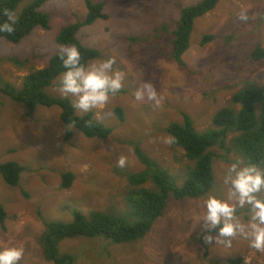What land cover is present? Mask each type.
I'll return each mask as SVG.
<instances>
[{"label": "rangeland", "instance_id": "374dc122", "mask_svg": "<svg viewBox=\"0 0 264 264\" xmlns=\"http://www.w3.org/2000/svg\"><path fill=\"white\" fill-rule=\"evenodd\" d=\"M33 0L18 6V13ZM87 0H48L41 11L50 15V30L35 28L19 44L0 39V86L17 88L31 72L46 67L59 52L61 30L88 15ZM104 3L106 18L84 26L79 41L100 52L101 58H116L115 68L125 73L121 92L103 109H93L95 120L113 129L106 140L90 139L73 128L65 141L66 125L61 109L38 106L30 115L26 108L0 91V164L17 162L25 171L19 185L8 186L0 174V204L6 211L0 225V246L24 247L21 264H54L44 258L39 237L46 223H70L73 213L85 216L95 210L111 211L131 219L128 196L133 191L128 175L148 171L135 152V145L159 168L182 186L193 167L181 147H175L167 133L172 123H182L190 115L199 133L215 129L213 120L225 107L240 110L233 96L246 88H264V57L251 59L257 47L264 49V0H220L216 8L195 20L190 47L182 63L172 59V32L181 10L203 0H91ZM206 35L215 36L203 45ZM92 60V61H94ZM90 61V62H92ZM89 62V63H90ZM60 77V76H59ZM59 77L46 92L63 96ZM151 82L163 98L161 106L135 100V92ZM116 108L123 112L121 121ZM77 115L88 112L78 109ZM257 119L264 124V102L257 104ZM235 134L227 137L226 149L212 151L215 185L205 196L177 200L171 196L164 216L159 218L142 240L115 244L105 238L66 239L61 253L73 254L77 264H232L245 255L264 264V253L248 247L236 237L230 250L222 244H209L201 219L209 195L227 198L226 169L243 157L232 147ZM171 138L172 142L167 141ZM229 149V151H228ZM126 157L121 168L118 160ZM71 172L75 179L69 189L62 187V175ZM145 188L155 190L153 180ZM248 209H237L244 221ZM215 235V232L212 233Z\"/></svg>", "mask_w": 264, "mask_h": 264}, {"label": "trees", "instance_id": "16d2710c", "mask_svg": "<svg viewBox=\"0 0 264 264\" xmlns=\"http://www.w3.org/2000/svg\"><path fill=\"white\" fill-rule=\"evenodd\" d=\"M24 1L0 0V24L7 21L13 23L15 28L13 33H0V39L4 38L10 43L19 44L35 28L50 30V15L41 11L48 0H33L18 13V6ZM219 1L203 0L181 10L180 19L171 33L173 60L182 63V56L190 47L195 20L214 10ZM86 3L88 8L86 19L63 28L57 43L78 46L82 53V62L87 64L99 58L100 52L85 47L77 38V34L84 26H90L98 19L107 16L104 13V3H94L91 0H87ZM9 13L13 16L11 21H9ZM214 38L215 36L206 35L202 44L205 45ZM263 57L264 49L261 47H257L251 54V59L254 61ZM63 71L62 61L57 53L53 55L46 67L28 74L21 88L5 83L0 86V91L16 103L22 104L30 115L38 106L60 107L61 119L66 125L64 139L67 142L74 135L73 128L90 139H108L113 129L95 120L94 112L79 116L69 98H55L46 92V88L51 86ZM263 102L264 88H246L233 96V103L241 105L240 110L225 107L216 113L213 120L215 129L199 133L192 117L186 113L183 114L182 123L170 124L167 133L173 138L174 146L181 147L186 157L194 163L182 186L177 185L172 176L160 169L155 161L151 160L138 145H135L136 155L142 163L147 165L148 171L127 176L130 185L134 188L127 198L131 208L129 213L131 219L115 212L95 210L90 216L75 211L74 219L70 223H46V229L39 237L44 258L54 264H77V258L73 254H63L59 249L60 243L66 239L101 237L115 244H128L142 240L151 232L155 222L164 216L171 196L182 201L186 198L205 196L212 190L216 182L213 167L215 153L212 150L215 147L226 149L227 137L230 134L237 135L231 144L233 149L243 157L245 163H257L264 167V124H259L256 111L257 104ZM115 111L122 121L124 119L122 110L116 108ZM24 171L25 168L14 161L0 164V174L10 187L19 185L20 175ZM74 179L75 176L71 172L64 173L62 187L69 189ZM150 179L157 187L155 190L143 186ZM5 220L6 211L0 204V225L3 228ZM240 261L241 259L229 262L239 264Z\"/></svg>", "mask_w": 264, "mask_h": 264}, {"label": "clouds", "instance_id": "9594fccd", "mask_svg": "<svg viewBox=\"0 0 264 264\" xmlns=\"http://www.w3.org/2000/svg\"><path fill=\"white\" fill-rule=\"evenodd\" d=\"M9 21L13 20L11 13ZM14 24H0V33H13ZM58 55L64 71L59 77V92L65 97H74L73 108L82 112L103 109L111 98L123 88L125 73L114 67L116 58H101L90 63L82 62V53L76 45H61ZM135 100L151 101L161 106L163 98L151 82L142 83L135 92ZM171 143L169 138L167 141ZM126 157L121 156L118 165L123 168ZM227 198L209 195L204 201L201 219L207 230L205 241L222 244L230 250L236 237L248 241V247L256 253H264V167L257 163L233 162L224 175ZM247 208V219L237 215V209ZM215 232V235L212 233ZM24 247L0 246V264H21ZM245 264H254L253 255H245Z\"/></svg>", "mask_w": 264, "mask_h": 264}]
</instances>
